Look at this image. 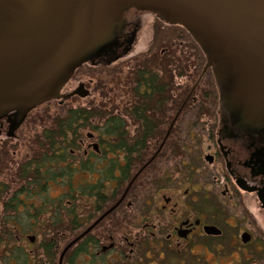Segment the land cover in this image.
I'll list each match as a JSON object with an SVG mask.
<instances>
[{
	"label": "flooded vegetation",
	"instance_id": "af4514ba",
	"mask_svg": "<svg viewBox=\"0 0 264 264\" xmlns=\"http://www.w3.org/2000/svg\"><path fill=\"white\" fill-rule=\"evenodd\" d=\"M142 15L143 12L136 9L125 13L126 23L125 27L118 32V45L106 51L101 56L102 58L100 57L101 59L95 61L96 64L123 54L129 39L133 38L134 44L136 43L137 35L142 27L138 18ZM213 65L204 71L203 77L209 70H212L211 68L214 70L215 63ZM215 83L217 86L215 103L217 102L218 105L217 121L214 123L199 122L196 116L192 115L190 120L195 119L197 122H190V129L181 127L184 125L180 122L183 112L190 108V103L195 104L200 101L196 95L199 84H196V88L195 85L186 93L176 114L171 118L166 116L167 119L169 118V123L166 124L167 130L166 133L163 132L160 146L140 167L135 166L143 161V156H146L145 153L148 152L149 142L157 137L162 123L155 122L153 126L157 132L146 141L147 148L139 156H128L123 151L111 152L114 147L106 145L107 140L104 139L103 134L100 131L96 132L99 138L98 144L89 146L84 151L83 157L86 159L91 157L88 160L91 162L95 158H102V155L108 152L122 158L123 163L128 156L133 165L127 172L130 180L126 188L111 207L105 208L106 203L91 206V210L99 207L100 211H93L95 215L91 214L94 218L97 214V218H93L91 224H87L83 232L81 231L82 233L70 243L89 230L110 209L115 206L116 208L77 243V248L83 244L78 256H84L86 262H90L92 258L95 264H111L110 261L112 263L117 261L118 264H126V262L127 264H153L155 253L163 264L167 262L169 253L177 260L180 259V264H227L229 261L232 264H247L250 259H253L254 264L264 263V230L262 228L264 223V110L262 97L246 98L248 93L244 96L234 88L228 89L230 84L228 78L215 79ZM82 85L85 84L82 83ZM77 90L68 96L71 95L70 98L79 96L76 93ZM158 97L160 105H163L161 104L163 93ZM194 109L195 107L192 108ZM202 110L203 108L200 112ZM71 111L73 110H70L68 115ZM8 123H10L8 119L0 122V132H5ZM88 126V123H80L79 135L70 138L74 149L68 147L71 155L66 157L68 165H64L71 171L76 170V175L83 170L87 171L93 165L90 163L92 165L88 167L87 163L81 162L79 167L73 169V162H71L72 158L75 159L76 149L81 150V145H83L80 138L81 132ZM97 126L102 128L105 124L99 122ZM124 127L128 135L126 123ZM139 127L137 125L136 134H138ZM183 136L186 139L182 138ZM38 159L39 157L36 158ZM159 160L160 166L156 165V161ZM133 169L136 173L130 176ZM158 170L159 177L154 179ZM68 174H70L69 170ZM115 176L121 177L118 170ZM68 181L64 180V184L67 182L66 185H69ZM115 182L120 183V180L117 179ZM60 183L61 181L57 182V184ZM152 183L156 184L154 190ZM32 187L33 194L40 193L39 185H32ZM137 188L144 193L148 192V196L144 197L141 203L133 201L134 191ZM126 201H129L126 207L131 226L130 233L128 237L124 236L116 244L115 237L111 233L112 229L116 231L117 227L113 224L108 227L103 226L108 220L110 222V218L121 210ZM101 228H103L102 235L93 236V233ZM92 249L96 250L93 255L91 254ZM68 252L74 253L71 249ZM123 258L126 260L123 261ZM76 259L74 253L70 264H75Z\"/></svg>",
	"mask_w": 264,
	"mask_h": 264
},
{
	"label": "water",
	"instance_id": "95a60500",
	"mask_svg": "<svg viewBox=\"0 0 264 264\" xmlns=\"http://www.w3.org/2000/svg\"><path fill=\"white\" fill-rule=\"evenodd\" d=\"M131 9L185 29L207 56L204 71L215 63L217 79L261 96L264 110V0H0V122L9 120L11 137L32 111L70 97L63 90L75 72L118 45ZM76 93L87 96L84 85Z\"/></svg>",
	"mask_w": 264,
	"mask_h": 264
},
{
	"label": "rangeland",
	"instance_id": "374dc122",
	"mask_svg": "<svg viewBox=\"0 0 264 264\" xmlns=\"http://www.w3.org/2000/svg\"><path fill=\"white\" fill-rule=\"evenodd\" d=\"M138 20L141 22L142 27L137 35L136 43H133L132 50H130L128 54L117 60L112 58L109 61L98 62V65L96 63V65L91 63L83 65L78 69V72H76L72 81L63 90V94L68 96L73 93L74 90H77L83 83L85 84L84 87L86 86V97L75 96L70 98V95L67 99L53 100L34 110L26 118L23 125L13 132V137L9 135L11 127L10 123L7 124L8 128L6 127L4 130L5 132H0L1 240L5 239L4 224L7 217L8 219L12 218L17 220L16 222L12 221V224L18 226V228H21V225H27L29 222H32V224L36 223L32 219H25L26 216L21 206H19L18 209L15 208L14 210H16V212L13 213L10 206L12 203L11 201L22 188L27 189V184L23 177V170L30 165L34 167L31 164L32 161L43 153V146L47 143L45 139L46 131L55 128L56 124L64 118L70 110L83 109L103 116L108 114L119 115L126 120L128 130L127 136H129L130 139L135 137L137 125L139 124L128 116L127 113H129L132 105L136 103L134 100V94L136 93L133 88L136 85L135 81L139 70L141 71V67L146 66L147 68L152 69L153 72L162 76V78L164 76V79L166 80L165 82L168 84V89H170L164 94L163 103H161L163 105H160V99L158 96H155V105L153 103L152 107L156 114V123H162L160 125L161 130H158L157 137L149 142L148 152L145 153L146 156H143V161L137 163L138 166L135 167L142 166L144 161L156 152L163 140V132L166 133V124L169 123V118L176 114L186 97V93L193 89L196 84H199L196 90V95L199 97L200 101L195 104L190 103V108H187L183 112L180 122L184 125L181 124V127L190 129V122L195 123L197 120L199 122L205 121L211 123L217 121L216 110L218 105L216 104L217 102L215 103V93L217 92L215 79H217V76L213 68H211L212 70H209L205 77H203L204 68L208 61L206 54L198 43L189 35L194 42L192 43V41L188 39V36L182 33L183 31L180 30L179 27L176 28V33H173V38H160L159 40V34L162 32L160 30H164V34H169L167 30L170 29V25L157 19V17L150 12H143V15L139 16ZM161 27H163V29ZM79 84L81 85L79 86ZM211 106L213 109L209 108ZM191 107H195V109L192 110ZM201 108H203V110L200 112ZM192 115L196 116L197 120L193 119L191 121L190 119ZM166 116H169V118L167 119ZM99 122L102 121L99 120ZM98 123L96 125H98ZM186 135L189 137L188 133H186ZM80 138L82 139L83 145H81V150L78 151L76 149V153L74 154L75 159H71V162H73V169L79 167L81 162H83V164L87 163L88 167L92 164L93 165L90 166L87 171L83 170L80 174L75 175L74 180L71 182V186L76 191L71 193V188H69L70 184L66 185L67 182L64 184V181H61L60 184H53L44 197L35 198L34 200L36 207L43 204L46 199L54 202L55 205L51 204L50 209L60 212V216H63L62 218L64 221L65 218L67 220V222L62 224L63 230L56 231L59 227L47 222L50 226H53V229L46 231L48 228L46 225L45 230L40 233L32 232L24 234L23 231L18 232V234L14 233V239L18 240L16 246H21L29 253L36 255L37 259L42 261L41 264H60L63 251L70 242L74 240L75 237L79 236L83 232V229L88 226L87 223L84 222V227H79V229L71 231L72 228L69 225L71 223L70 221L68 223L67 218L68 214L71 213L73 209H77L79 212L78 214L85 217L91 206H96L94 205V199L80 196L81 193L78 189L82 186H90V184L94 183L97 184L102 177L103 171L107 168L109 161L108 159H101L100 157L89 162L88 160H90L91 157H87L88 159L83 157L84 151L87 150L89 146H95L99 142L98 134L93 132L90 127H85L82 130ZM182 138L186 139L185 136ZM78 144L80 145V143ZM107 156L114 160L118 158L117 155L109 153ZM121 160L122 158H120V161ZM156 165L160 166V160L156 161ZM90 169L93 170L90 171ZM134 169L130 176L136 173V170ZM156 172L154 179H158L159 177V170ZM129 180L130 178L121 181V183L114 181L111 184H108V189L105 191L108 195V202L106 203L105 208L111 207L114 204L115 200L120 197L121 193L126 188ZM152 184L154 190L156 184ZM31 187L32 186H30V188ZM38 188L41 189L40 186ZM150 193L153 194L154 192ZM72 195L80 198V201L73 202ZM160 195L161 194H159V196ZM147 196L148 192L144 193L141 189L138 190L137 188L134 191L133 201L136 200L138 203H141L143 202L144 197ZM128 203L129 201H126L121 210L110 218V222L108 220L103 226L108 227L113 224L117 227L116 231L112 229L111 233V235L115 237L114 241L116 244H118L124 236L128 237L130 233L131 226L129 225L128 210L126 207ZM93 210L94 209L90 211L91 214ZM52 214L55 215L54 213ZM49 216L50 214H47L42 217V219H47ZM97 216L98 215L96 214V218ZM35 218L37 219V216H35ZM22 219H24L23 222H21ZM12 224L10 221H7V225L12 226ZM90 224L91 223H89V225ZM262 228L264 230V223ZM102 229L103 228L94 232L93 236L100 237L103 232ZM32 239L34 241H32ZM44 241H47V243L54 241L56 245L58 243L57 249L53 250V253L55 254L53 261H50L51 256L40 248ZM77 243L71 248V251H74V253L77 250ZM11 245L15 246L14 243ZM126 250L128 252V248ZM95 252L96 250H91L92 255L95 254ZM66 254V259L63 260L62 263L70 264L73 254L70 252ZM154 255L152 263L163 264V262L158 259L157 254L155 253ZM208 258H210V256H208ZM173 259L174 263H172ZM125 260L126 259L123 258V261ZM92 263H96L92 258H90V262H86L84 256H78L75 264ZM110 263L118 264L117 261H114L113 263L110 261ZM127 263L128 262H126V264ZM165 264H180V259L177 260V258L169 253ZM227 264H232V262L229 261ZM247 264H254L253 259H250Z\"/></svg>",
	"mask_w": 264,
	"mask_h": 264
},
{
	"label": "trees",
	"instance_id": "16d2710c",
	"mask_svg": "<svg viewBox=\"0 0 264 264\" xmlns=\"http://www.w3.org/2000/svg\"><path fill=\"white\" fill-rule=\"evenodd\" d=\"M177 27L179 26H169L170 29L167 30L169 34H164V30H160L162 32L160 34L158 33L159 40L160 38H173L172 35L173 33H176L175 30H177ZM179 28L183 31L182 33L186 34L188 39L194 43L189 37V34L182 27ZM140 69L141 71L139 70L135 81L136 85L133 88L136 93V103L132 105L129 113H127V115L140 126L138 134H136L134 138L130 139L125 133L124 124L126 123V120L124 118L109 114L103 116L98 113L82 110L71 111L69 115L67 114L68 116L66 115L67 117L65 116L56 124L55 128L50 131H46L45 139L47 143L43 146V153L39 156L38 160L35 159L32 161L31 164L34 167L30 165L23 170V177L25 183L27 184V189L23 188L17 192L16 196L12 198L13 200L11 202L13 204L11 203L10 205L13 213L16 212V210H14L15 208L18 209V207L21 206L26 216L25 219H32L36 223L32 224V222H29L27 225H21V228H18V226L12 224V221L16 222L17 220L12 218L8 219L7 217L4 224L5 239L1 240L2 237L0 238V264H41L42 262L37 259L36 255L29 253L25 248L16 246L18 240L14 239V233L18 234L20 231H23L24 234L32 232L40 233L45 230L46 225L48 226L46 231L53 229L52 225L59 227L56 231L63 230L62 224L67 222V220L65 218L64 221L62 218L63 216H60V212L50 209L51 202L45 200L43 204L36 207L34 200L35 198H41V196L46 195L48 189L52 186V183L57 185V182L59 181L69 180L68 182L70 184V182L74 180L76 170L71 171L68 167H63V165H68V158L66 157L71 155V153L68 152V147L74 149L71 146L72 142L70 143V138L79 135L78 128L80 127V123H88V127H90L95 133L100 131V133L103 134L104 139L107 140L106 145L114 147L111 152L123 151L128 156H139L143 154L147 148L146 141L152 137L155 132H157L153 126L156 122V114L152 107L153 103L155 105V96H159L163 93L164 97L165 92L170 88L168 89V84L165 82L166 80L164 79V76L162 78V76L153 72L152 69H149L146 66H143ZM99 120L105 124L102 128H99L96 125ZM111 141H115V143H112ZM107 153L108 152H105V155L101 158L108 159L109 162L107 168L103 171L99 182L97 184H90V186H82L78 189L81 193L80 196L94 199V205L105 204L108 202V195L105 192L108 189V184H111L117 179L120 180V183L121 181L128 180L127 172L129 171L130 166L133 165L128 156L125 163H123L119 160V157L114 160L107 156ZM68 170H70V174H68ZM92 170L93 169H91V171ZM117 170L121 174V177L119 178L115 176V172ZM32 185H39L41 187V189H39L40 193L36 192L37 194H33L31 191L33 187L30 188ZM71 185L69 188L72 187ZM74 191L76 190L71 188V193ZM72 200L73 202H76L80 201V198L72 195ZM90 211L91 209L87 211V215L85 217L83 215H79L77 209H73V211L68 214L67 218L68 223L69 221L71 223L69 224L72 228L71 231H75L76 229H79V227H84V222L87 224L91 222L94 215L91 216ZM93 211H100L99 207H96ZM93 211L92 213H94ZM47 214H50V216L43 220L42 217ZM35 216H37V219ZM23 220L24 219H22L21 222H23ZM7 221H10L12 226L7 225ZM47 222H50L52 225L50 226ZM12 243H14L15 246H12ZM57 246L58 243L56 245L54 241L49 243L44 241L40 248L51 256L50 261H53L55 255L53 250L57 249ZM82 246L83 244L78 246L75 252V257H78V253L82 250Z\"/></svg>",
	"mask_w": 264,
	"mask_h": 264
}]
</instances>
